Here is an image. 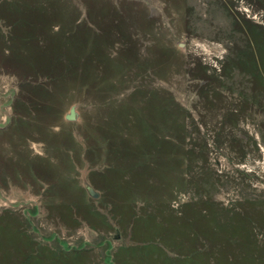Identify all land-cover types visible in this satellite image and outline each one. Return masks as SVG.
Instances as JSON below:
<instances>
[{"label": "rangeland", "instance_id": "1", "mask_svg": "<svg viewBox=\"0 0 264 264\" xmlns=\"http://www.w3.org/2000/svg\"><path fill=\"white\" fill-rule=\"evenodd\" d=\"M0 264H264V0H0Z\"/></svg>", "mask_w": 264, "mask_h": 264}, {"label": "water", "instance_id": "2", "mask_svg": "<svg viewBox=\"0 0 264 264\" xmlns=\"http://www.w3.org/2000/svg\"><path fill=\"white\" fill-rule=\"evenodd\" d=\"M65 118L67 119V120H75V118H76V112H75V108H74V106H71L70 108H69V111L65 114Z\"/></svg>", "mask_w": 264, "mask_h": 264}]
</instances>
